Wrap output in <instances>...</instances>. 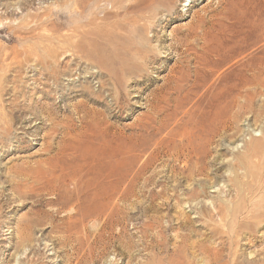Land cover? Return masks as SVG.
I'll return each instance as SVG.
<instances>
[{
    "label": "rangeland",
    "instance_id": "1",
    "mask_svg": "<svg viewBox=\"0 0 264 264\" xmlns=\"http://www.w3.org/2000/svg\"><path fill=\"white\" fill-rule=\"evenodd\" d=\"M135 30H143L142 38L134 39ZM140 47L148 55L128 65V54ZM204 47L219 51L209 55L219 66L201 65L196 76L195 54ZM64 59L69 68L48 80ZM180 66L188 75L178 80ZM82 89L101 99L89 100ZM15 97L28 107L22 115L10 114ZM53 104H83L102 129H89L82 112L60 113L47 135L38 105ZM200 133L202 173L192 181L175 178L189 155L181 142ZM45 134L56 149L69 136L76 143L66 161L79 160L78 175L66 188L78 185L79 196L57 202L38 184L35 171L57 152H45ZM126 140L136 151L123 154ZM158 143L160 156L151 160ZM137 154L131 172L143 170L144 179L159 170V182L144 188L140 180L126 203L117 201L125 186L115 193L114 183ZM16 184L26 198L13 192ZM86 187L105 188L111 201L104 217H75ZM213 204L224 205L223 217L196 209ZM33 206L42 209L40 224ZM180 213L189 230L176 229ZM24 223L30 228L21 240ZM159 226L175 230L162 240ZM209 227L216 237L207 239ZM177 235L189 244L204 241L219 254L218 264H264V0H0V264H168L157 245L162 241L168 252ZM189 244L179 264H206Z\"/></svg>",
    "mask_w": 264,
    "mask_h": 264
},
{
    "label": "bare ground",
    "instance_id": "2",
    "mask_svg": "<svg viewBox=\"0 0 264 264\" xmlns=\"http://www.w3.org/2000/svg\"><path fill=\"white\" fill-rule=\"evenodd\" d=\"M126 14H127V12H126ZM128 14L130 16V13H128ZM124 19H126V18H124ZM121 23H123V22H121ZM120 32H123V31H120ZM143 35H144L143 34V30H142L141 33H139V31H136L135 30L134 39L136 40V38L138 36L142 38ZM108 38H109V36H108ZM130 38H131V36H130ZM126 46H128V45H126ZM175 48H176V50H178V47H175ZM135 52H137L135 55L128 54V56H127V58H129V62L127 63L128 65L129 64L130 65H133L135 63V60L137 59V57H139V55L147 54L146 51L143 49V47H140V48L136 49ZM218 53H219V51L216 48H213V47H204V49L202 50V53H198V52H196V54L194 53L196 55V60H197L196 63H198L199 66H200L199 68H197L198 70L195 71L197 73V74L195 73L196 76L199 75V73L197 71H199V70L201 71V69H202L201 65H205V66H210V65L213 66L214 65L216 67L219 66V63H217V62L211 63L213 61V60H211L212 59L211 57H210L211 58L210 59L211 62L209 61V55L210 56L216 55V57H217V54ZM110 56H111V54H110ZM65 60L66 59H64L62 61V63H60V65L58 66V70L54 71L53 75H50L52 77L47 78L48 80H50L52 78H55V76H57V75L63 74L64 73V70L66 68H69V64H68V62H65ZM137 61L139 62L140 60H137ZM130 62H132V63H130ZM182 63H185L186 66L188 64V66H189L190 60L189 59L188 60H185ZM186 66H183V67L180 66L181 69H180V72L178 73L179 74L178 80L182 79L183 76L184 77L186 76L187 72H185V71H186V68L188 67V66L187 67ZM120 68H121V66H120ZM120 68L118 70L117 68L114 67V69L112 71L114 77H120V72H121V69ZM129 73L130 72H128V74ZM204 80L205 79L203 78L202 82H204ZM183 82H184V79H183ZM45 85L47 87H50L49 84L48 85L45 84ZM233 90H234V88H233ZM80 94L87 95L89 97V100L96 101V102H97V99H101L100 97L102 96V94H100L101 96H99V95H97L95 93L86 91V89H82L81 92H80ZM45 98H49V99L51 98L49 92L44 93V99ZM18 100H19L18 97H15V100L12 101V103H11V105L9 107L10 108V114H12L13 116H15L16 113H21V115H22V114H24L25 109H28L27 106H25V108H23L21 105H19V103H17ZM38 106H39L38 108L41 110L40 116L44 117L43 118L44 123H49L48 126H47V128L49 130L46 131V132L44 131V133H46L47 135L48 134H51V133H54V131H56V129L54 128V124L56 122L55 120H57L56 118H59L60 113H64V114L65 113H69V114H73L74 115L76 113L82 112L85 115L82 116V118L80 117V120L82 121V123H86L88 125V128L89 129H92L93 127L97 128L98 130H101L102 129V128H100L101 123L99 121H96V120H95V122L94 121L93 122L91 121V119L89 118L90 115L86 112V109L87 108L83 104H77L75 106L74 105L73 106H69L68 104H65V108H63V107H61V106H59L57 104H53V105H38ZM29 108H31V107H29ZM44 127H46V126H44ZM103 128H105V127H103ZM69 129H71V128H67L66 131H64L63 133L66 134ZM9 130H10L9 127H4L2 129L3 132H7ZM103 130H105V129H103ZM103 130L100 132L101 136H107L105 134V132H103ZM46 134L43 135L44 137L43 136L42 137L44 138L43 140H47L48 141L49 140V136H47ZM103 134H105V135H103ZM70 138H71V136H69L68 141L65 142L66 143L65 146H62V144H58L57 145V149L53 147V144L50 141H48L46 143V146H45L46 147L45 148V152L48 153V154L53 153V152H56V151L57 152H56V154H55V156L53 158H48L47 160H45L46 165L44 167H46L47 164H48V167H46L44 169H40V170H36L35 171L36 174H38L40 176V178H39L40 181H39L38 184L41 185V186H44L45 188L50 189L52 192H55L54 193V196H55V200L57 202H59L61 200L63 201V199L65 197H67V196L74 197V196H76V194L79 196L80 193H81V187H78V185L76 186V188H75L74 191L70 190L69 188H66L67 182L70 181L71 179H74V177H77V175H78L77 170H75V168H76V165L79 162V160L75 157L72 160L66 161V158H67V155H68V151H74V149L77 147V145H76L75 142H71L70 141ZM202 140H203V137H202V135L200 133L199 135L197 134L196 136H194L192 140L188 137V139L185 138L184 141L181 142V144H180L181 151H183V152L187 151L189 155L187 157H185V159L183 160V167L184 168L181 170V173H179L180 174L179 175L180 177L173 176V172H172L171 167L170 166L169 167L167 166L169 168L168 173L171 176H173L175 178H178V179L179 178H185V180H187V181H192L193 179H195V176H197L200 173H202V171H203V169L205 167L204 166V163L202 161V157H201V154H202L201 148H202V144H203V141ZM124 145H125V147L123 149V154H125V153L131 154L133 151H136V149L134 147V144L130 140H126L125 143H124ZM160 145H161V143H158L155 146L154 150L151 152V155H150L151 160H155V159H158L159 158V156H160L159 154L160 153H158V149L160 148ZM137 156H138V154L137 155L130 156V157H127L128 159L126 160L127 163H126L125 166L126 167H129V168H125L124 171H121L118 180L116 181V183H114V192L115 193H119L120 192V188L122 186H125V190L119 196V198L117 199V201L125 202L126 203L127 200H128L127 195L130 193V191L133 190V188L137 184H139V181L140 180H143L144 181L143 182V187L144 188H146L148 186H156L158 184V182H159V181L157 182V178H159V176L162 174V172L159 171V170L156 171L154 169L151 172V174L148 175V176H147V174H145V176H147V177L144 178V179L142 177L143 176L142 175L143 174V170L139 169L135 173L134 172H131V169H130L132 167V164L131 163L134 162L137 159ZM133 157H135V158H133ZM171 159H174V157L169 158L168 159L169 162H170ZM147 166H148V164L146 165V167ZM130 177H132L131 178V179H133L132 181H130ZM12 189H13V192L15 194H17V192L19 193V196L18 197H20V198L22 196H23V198H26L27 197L26 194H22L20 192L21 189H20V185L19 184L13 185V188ZM148 191H150V190H148ZM32 192H33V190L32 191L30 190V192L28 194H30ZM148 195H149V197L151 195H154L153 198H155V197H160L161 194L160 193L159 194H155V193L152 194V192H148ZM94 196H96L97 199H98L97 200L98 201L97 206H95L94 208L83 207V205L85 204L84 202L86 200L92 199ZM144 196L146 197L147 195L144 194ZM194 198L195 199H198L199 196L195 195ZM19 200H21V199H19ZM109 200H110V197L107 195L105 188H100V189H98L96 191L91 190L89 187L83 188V199L80 202V206H79L78 211L76 212V216L75 217H78L79 219H82V220H85L86 218H91V217H94V216H97V218H102L106 214L107 204H108V201ZM153 201H154V199L151 200V202H153ZM169 201H170V199H169ZM163 206H165V205H163ZM33 208H34V210L36 209V216L38 217V219L35 221V224L36 223L37 224H40V220L39 219L41 217L39 216V213H40V211H42V209L41 208L38 209L39 207L36 208L35 206H33ZM196 209H198L199 212L207 211V212L210 213L211 216H214L215 213H216L218 215H221V217H223V213L226 210V208L224 207L223 204H213L211 207L206 208L205 210H204V207L201 206L200 208H198V206H197ZM151 210L152 211L153 210L155 211V208H151ZM31 211H32V209H31ZM184 216L185 215L184 214H181V213L178 215L177 221L179 223H178V226L176 227V229H183L184 228L186 230H189L190 226H188L184 222V219H183V218H185ZM110 218H111V216H110ZM105 219H106V221L108 220L107 215H106V218ZM158 220H159V218H156V216H153L152 215L150 222L152 221L151 224H153V223L154 224L155 223L158 224ZM32 222H34V221H32ZM151 224L149 225L150 227H152ZM23 225H25L26 227L24 228L25 230L23 229V230H20L19 231V237H20L21 240H25L26 239L27 232L29 231V228H30L27 223H24ZM108 226H109V224H108V222H106L105 227H108ZM111 226L113 227L114 224L112 223ZM159 228L162 229L161 231H159V235L162 238V240H164V234H165L166 231H170V230L173 231V230H175V227H173V226H171V228L169 230L167 228L164 229L161 226H159ZM104 229H106V228H104ZM208 232H209V235L210 236L207 235V237H208L207 239L214 238V237H216L218 235V232L213 227H209L208 228ZM96 237H99L100 238L99 239L98 246L99 245H103L104 242L106 241V240H104V238H102L101 234H98V236H96ZM231 237H230V239L233 238V237L232 238ZM118 239H119V235H118ZM156 240H158V239H156ZM174 240L176 242V243L173 244V247L174 248H172L168 252L166 251V248L167 247H166L165 243H163L161 240H160L161 242L158 243V245H157V250L160 253H163V254L167 253V256L169 258L168 264H179L181 259L184 261L185 260V256H186L185 253H186V249H187V243L188 244L190 243V240L187 238V236H184V235H177ZM189 245H191V246L188 247V249H190V251H196L197 252V251L200 250L204 255H206V257H207L206 258L207 259L206 264H218L217 261L219 259V254L216 253V252L215 253H212L210 247L207 246L204 241H199V242L191 243ZM126 252H128V251H126Z\"/></svg>",
    "mask_w": 264,
    "mask_h": 264
}]
</instances>
